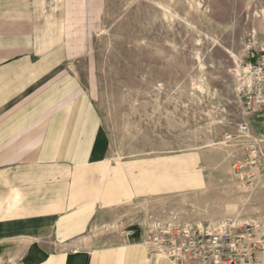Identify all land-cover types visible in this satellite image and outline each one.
<instances>
[{
    "label": "rangeland",
    "instance_id": "374dc122",
    "mask_svg": "<svg viewBox=\"0 0 264 264\" xmlns=\"http://www.w3.org/2000/svg\"><path fill=\"white\" fill-rule=\"evenodd\" d=\"M92 36L81 79L109 158L195 153L207 189L103 213L86 243L142 244L156 263L206 264L203 241L250 229L259 246L246 264H264V175L255 172L264 163H247L253 148L264 152L250 142L264 128L240 101L248 66L264 57V0H105Z\"/></svg>",
    "mask_w": 264,
    "mask_h": 264
},
{
    "label": "crops",
    "instance_id": "0c3cea01",
    "mask_svg": "<svg viewBox=\"0 0 264 264\" xmlns=\"http://www.w3.org/2000/svg\"><path fill=\"white\" fill-rule=\"evenodd\" d=\"M104 2L0 0V264H160L145 245L86 235L134 201L207 189L195 153L109 158L81 79Z\"/></svg>",
    "mask_w": 264,
    "mask_h": 264
},
{
    "label": "built area",
    "instance_id": "2783aa9c",
    "mask_svg": "<svg viewBox=\"0 0 264 264\" xmlns=\"http://www.w3.org/2000/svg\"><path fill=\"white\" fill-rule=\"evenodd\" d=\"M249 85L246 89L240 91V101L245 111L249 116L260 120L264 128V57L258 61L255 66H248ZM240 134L249 136L251 126L248 122H243L239 125ZM248 138V137H247ZM251 145L263 146L264 148V133L251 138ZM253 142V143H252ZM252 150L251 161L249 164L262 165L264 163V152ZM262 167V166H260ZM264 175V167L262 168ZM250 229L244 231L243 234H218L210 236L209 239L203 241L205 247L206 264H246L247 261L253 259L257 252L258 243L253 241ZM251 238V239H250Z\"/></svg>",
    "mask_w": 264,
    "mask_h": 264
}]
</instances>
